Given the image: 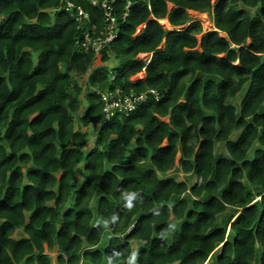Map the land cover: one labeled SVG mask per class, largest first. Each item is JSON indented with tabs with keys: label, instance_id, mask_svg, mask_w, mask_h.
I'll return each instance as SVG.
<instances>
[{
	"label": "trees",
	"instance_id": "obj_1",
	"mask_svg": "<svg viewBox=\"0 0 264 264\" xmlns=\"http://www.w3.org/2000/svg\"><path fill=\"white\" fill-rule=\"evenodd\" d=\"M92 1L0 0V264H264V0Z\"/></svg>",
	"mask_w": 264,
	"mask_h": 264
},
{
	"label": "rangeland",
	"instance_id": "obj_2",
	"mask_svg": "<svg viewBox=\"0 0 264 264\" xmlns=\"http://www.w3.org/2000/svg\"><path fill=\"white\" fill-rule=\"evenodd\" d=\"M190 13V16L199 20L201 23H202V29L203 31H207V30H211L212 27H213V22H212V19L211 17L207 14V13H200V12H196V11H189ZM160 24L163 26V27H166V28H171V26L167 23V21L165 19H161L160 21ZM142 26H139L137 28V31L136 33H138V31L141 29ZM223 34V33H222ZM224 35V34H223ZM198 37H200V34L198 35ZM222 56V55H221ZM139 58L141 59H146L147 57H149V54H140L138 56ZM144 77V72H139L137 73L136 75H133L131 77V79H138V78H143ZM239 100V97L237 95L236 97V100L235 101H238ZM165 121H167V118H164ZM79 116L76 115L75 117V122H76V127H79ZM96 123L95 122H92L91 124H89L87 126V131L89 132V141L91 142L92 139H93V131L94 129L96 128ZM238 131H236L234 133V136L236 138V134H237ZM175 165H178V156H176L175 158ZM166 177H174L176 178L177 180H186L188 185H192V184H196V183H199L200 182V178L194 174H189L188 176H185L181 171L179 170H176V169H173V170H170L167 172V174L165 175ZM17 235H21L19 231L16 232ZM131 246L132 248L135 250L136 247H137V242H134L132 241L131 242ZM220 248V247H219ZM219 248H217V251H219ZM46 253H48L49 255H52L54 257V255H56L57 251H53V252H47L45 251ZM54 261V259H53ZM54 263V262H53Z\"/></svg>",
	"mask_w": 264,
	"mask_h": 264
},
{
	"label": "built area",
	"instance_id": "obj_3",
	"mask_svg": "<svg viewBox=\"0 0 264 264\" xmlns=\"http://www.w3.org/2000/svg\"><path fill=\"white\" fill-rule=\"evenodd\" d=\"M126 2L128 6L131 3V0H126ZM92 3H96V1L93 0ZM100 5L104 9V16L107 21V25H106L107 33L103 39L100 37H97L96 39L92 41H91L90 35L86 33L84 35V41L82 43V45L87 46V44L91 41L92 48L95 52L99 51L101 42L112 39L110 38V36L114 34L113 32L115 28V17L113 16L114 14H113V6H112L113 4L109 3L106 0H101ZM79 13L81 12L79 11ZM143 97H145V94L138 95L134 99H130L129 97H124L123 102H121L118 99L117 100L113 99L111 94L109 95L110 100H108V97L106 95H102V99L106 102L105 107H104V112L106 114L105 121L109 120V115L113 113L114 109H117L119 111L130 109L133 107L134 101L143 99Z\"/></svg>",
	"mask_w": 264,
	"mask_h": 264
},
{
	"label": "bare ground",
	"instance_id": "obj_4",
	"mask_svg": "<svg viewBox=\"0 0 264 264\" xmlns=\"http://www.w3.org/2000/svg\"><path fill=\"white\" fill-rule=\"evenodd\" d=\"M97 4H99L100 5V3H98L97 2ZM101 6V5H100ZM80 12H82L81 10H80ZM166 20V19H165ZM116 34H117V32L116 33H114V34H112L111 36H110V38H113V37H116ZM91 37V36H90ZM92 40H94L92 37H91V41ZM91 41L87 44V46L86 47H88V46H90L91 48H92V43H91ZM93 49V48H92ZM100 49V48H99ZM95 53H98V52H95Z\"/></svg>",
	"mask_w": 264,
	"mask_h": 264
},
{
	"label": "crops",
	"instance_id": "obj_5",
	"mask_svg": "<svg viewBox=\"0 0 264 264\" xmlns=\"http://www.w3.org/2000/svg\"><path fill=\"white\" fill-rule=\"evenodd\" d=\"M144 54H146V53H144ZM140 55V54H139Z\"/></svg>",
	"mask_w": 264,
	"mask_h": 264
}]
</instances>
